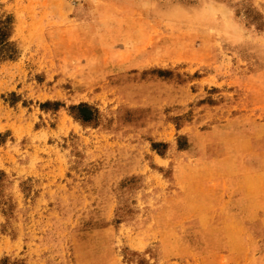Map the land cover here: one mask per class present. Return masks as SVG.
Wrapping results in <instances>:
<instances>
[{
    "label": "rangeland",
    "instance_id": "rangeland-1",
    "mask_svg": "<svg viewBox=\"0 0 264 264\" xmlns=\"http://www.w3.org/2000/svg\"><path fill=\"white\" fill-rule=\"evenodd\" d=\"M147 3L0 0V264H264V49Z\"/></svg>",
    "mask_w": 264,
    "mask_h": 264
},
{
    "label": "clouds",
    "instance_id": "clouds-1",
    "mask_svg": "<svg viewBox=\"0 0 264 264\" xmlns=\"http://www.w3.org/2000/svg\"><path fill=\"white\" fill-rule=\"evenodd\" d=\"M165 7L145 4L150 15H156L168 27L179 26L203 35L219 50L259 46L264 36L240 14L238 0H164Z\"/></svg>",
    "mask_w": 264,
    "mask_h": 264
},
{
    "label": "trees",
    "instance_id": "trees-1",
    "mask_svg": "<svg viewBox=\"0 0 264 264\" xmlns=\"http://www.w3.org/2000/svg\"><path fill=\"white\" fill-rule=\"evenodd\" d=\"M5 33L4 29L3 30H0V40L1 38L3 37V34Z\"/></svg>",
    "mask_w": 264,
    "mask_h": 264
}]
</instances>
